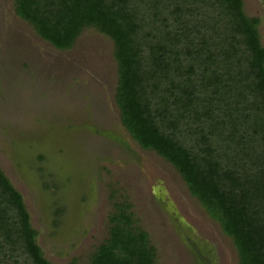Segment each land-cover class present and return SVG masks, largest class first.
<instances>
[{
    "label": "trees",
    "instance_id": "trees-1",
    "mask_svg": "<svg viewBox=\"0 0 264 264\" xmlns=\"http://www.w3.org/2000/svg\"><path fill=\"white\" fill-rule=\"evenodd\" d=\"M14 11L56 49L85 27L112 40L123 127L179 172L239 264H264V46L242 0H15ZM116 206L88 264H156L130 205ZM36 234L0 169V264H52Z\"/></svg>",
    "mask_w": 264,
    "mask_h": 264
},
{
    "label": "rangeland",
    "instance_id": "rangeland-1",
    "mask_svg": "<svg viewBox=\"0 0 264 264\" xmlns=\"http://www.w3.org/2000/svg\"><path fill=\"white\" fill-rule=\"evenodd\" d=\"M242 2L264 46V0ZM14 4L0 0V169L23 197L43 256L88 264L125 202L156 264H239L232 238L179 172L121 124L112 40L85 27L71 48L56 49Z\"/></svg>",
    "mask_w": 264,
    "mask_h": 264
}]
</instances>
